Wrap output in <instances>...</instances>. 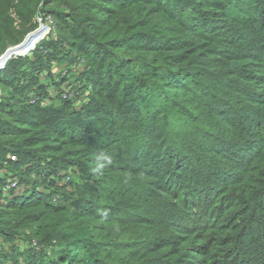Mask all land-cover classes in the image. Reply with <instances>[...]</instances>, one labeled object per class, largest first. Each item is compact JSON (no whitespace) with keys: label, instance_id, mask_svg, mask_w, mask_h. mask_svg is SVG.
<instances>
[{"label":"trees","instance_id":"16d2710c","mask_svg":"<svg viewBox=\"0 0 264 264\" xmlns=\"http://www.w3.org/2000/svg\"><path fill=\"white\" fill-rule=\"evenodd\" d=\"M41 1L0 0L23 19L0 16V55ZM65 1L61 37L0 70V186L31 190L0 195V264H264V0ZM57 64L84 105L45 103Z\"/></svg>","mask_w":264,"mask_h":264},{"label":"rangeland","instance_id":"374dc122","mask_svg":"<svg viewBox=\"0 0 264 264\" xmlns=\"http://www.w3.org/2000/svg\"><path fill=\"white\" fill-rule=\"evenodd\" d=\"M92 1H94V0H66L65 3L63 5H61V7L64 10L68 11L72 4H75L77 6H84L85 7L87 3H91ZM16 4H19V2H15L14 3V5H16ZM6 6H7V4L5 3L4 4V9L0 10V16L1 17H6L10 21H13L14 27H16L17 29H21V25H23V22L21 23V21H23V19H22L21 16H19L20 14L18 15L17 10H16V6H13L12 8H10V6H9L7 10L5 9ZM54 20H55V18H54ZM41 26L44 27L46 32L49 31V29H50V27H47V25L44 26L43 23H39V22L37 23L35 21V17H34L33 20L31 21V23L28 25L30 31H28L26 33V35L24 36L23 42L26 40V38L28 37L29 34H32L33 32H36V31H40ZM51 29H52V32H54V34H55L54 38H59V36H60V34H59V25L57 24L56 20L54 21L53 24H51ZM15 42H17V41H14L13 43H15ZM13 46H15V45L8 44L7 45V50L10 47H13ZM23 48H25V47H23ZM18 50H22V48H20ZM32 52H31L30 55H32ZM3 59L4 58H0V60H1L0 61V65H1ZM4 62L5 61H3V63ZM64 69H65V64H59V65L57 64L54 67V70H53L54 78L57 79L58 81H61L60 87L61 88H65L68 91H70V93L73 94V97H74V95L75 96L78 95L80 101L82 102V103H80V106L84 105V103H86L91 98V95H92L91 86H87V89L85 90L84 94L81 95L82 94V89L80 90V83H79L78 80H76L77 78L72 77L70 80H67L64 83L62 82L63 78H66L64 76H66V72H67ZM82 69H83V67L79 68L80 71ZM61 76H62V80H61ZM40 78L42 80L45 79V75L40 76ZM47 86H48L49 89H48V92H47V100H45V103L49 102L50 97H55L57 95L56 94V90L57 89H61V88H57L56 89L55 86L52 85L51 83H49ZM78 86H79V89L77 88ZM81 88H82V86H81ZM5 94H6V92H5L4 88H3V86H0V100H4L5 99ZM0 118H1V120H4L7 117L5 115H1ZM15 157H16V160H17L18 156L16 155ZM11 158L13 160L15 159L13 156H11ZM75 169L78 170L77 167L69 168L67 171H64L63 174L59 175L60 177L57 179V183L59 184L58 187H60V188L66 187L69 190H73L74 184L77 183V182H80V173L77 172ZM11 174H13V173H9V169H4L2 171V173H1L2 176H4V177L6 176L7 179L10 180V181L13 180L14 178H16L15 175H11ZM39 189H40L39 191H43L44 190V186L43 187L42 186L39 187ZM9 190H10V183H6V185L0 186L1 198H3L5 195L9 196L10 193H13V196H15V195H21V194L22 195H27L28 193L31 192V190L29 188H27V186H25L23 184H21L19 186V188L15 189V192H10ZM58 197L53 196L52 197V202L54 201V202L59 203L61 200ZM7 198H11V197H7ZM0 241H1V238H0ZM19 243L23 247H25L26 244H27L26 242H19ZM6 246H8V243H6L5 246H2L1 242H0V249L3 248V247H6Z\"/></svg>","mask_w":264,"mask_h":264},{"label":"built area","instance_id":"2783aa9c","mask_svg":"<svg viewBox=\"0 0 264 264\" xmlns=\"http://www.w3.org/2000/svg\"><path fill=\"white\" fill-rule=\"evenodd\" d=\"M18 1L19 0H15V2H18ZM46 1L47 0L41 1L40 9L42 10V12H39L37 14V16L35 17V21L37 23L38 22L43 23L44 26L47 25V27H50L49 31L46 32L44 27L41 26L40 31H36V32H33L32 34H29L23 43H21L19 45H15L13 47H10L4 54L0 55V58L7 56L6 61L2 65H0V70L6 69L7 64L9 63V61L14 56H26V55L30 54L31 51L34 50V48H36L38 45H40L42 43L43 39L46 36H49L51 33H53L52 29H51V24H53L55 20L51 14L44 11ZM31 40L33 41V44L29 45L28 42ZM23 46L25 48H23ZM19 48H22V50L21 51L18 50ZM57 95L60 96V98H62V99H73L74 98L73 94L70 93V91H68L65 88L61 89V91H57ZM38 100H39V98L37 95L32 99L31 103H34ZM13 157L16 159L15 156H13ZM8 183H10V190L9 191L15 190V189L19 188V186L21 185L20 181L17 178H14L11 181L9 180Z\"/></svg>","mask_w":264,"mask_h":264},{"label":"clouds","instance_id":"9594fccd","mask_svg":"<svg viewBox=\"0 0 264 264\" xmlns=\"http://www.w3.org/2000/svg\"><path fill=\"white\" fill-rule=\"evenodd\" d=\"M102 159L105 161V164H102L100 165V168H103L105 167L107 164H111V156L110 155H107V154H104L102 156ZM94 171H99V169H93Z\"/></svg>","mask_w":264,"mask_h":264},{"label":"bare ground","instance_id":"6f19581e","mask_svg":"<svg viewBox=\"0 0 264 264\" xmlns=\"http://www.w3.org/2000/svg\"><path fill=\"white\" fill-rule=\"evenodd\" d=\"M2 58H4L3 61H5L6 56H5V57H2ZM0 61H1V60H0ZM3 61H2V63H1V65L3 64Z\"/></svg>","mask_w":264,"mask_h":264},{"label":"crops","instance_id":"0c3cea01","mask_svg":"<svg viewBox=\"0 0 264 264\" xmlns=\"http://www.w3.org/2000/svg\"><path fill=\"white\" fill-rule=\"evenodd\" d=\"M7 57V56H6ZM5 60H6V58H5Z\"/></svg>","mask_w":264,"mask_h":264}]
</instances>
